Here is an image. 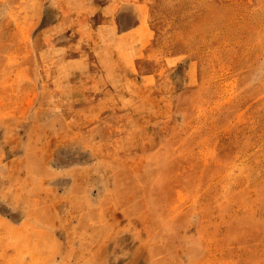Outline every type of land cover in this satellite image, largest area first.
I'll list each match as a JSON object with an SVG mask.
<instances>
[{
	"label": "rangeland",
	"instance_id": "rangeland-1",
	"mask_svg": "<svg viewBox=\"0 0 264 264\" xmlns=\"http://www.w3.org/2000/svg\"><path fill=\"white\" fill-rule=\"evenodd\" d=\"M36 3L56 32L26 85L0 77V231L51 207L44 227L62 246L46 242L45 264L54 250L60 264H86L95 238L127 229L156 246L166 204L189 205L174 249L144 263L209 264L211 253L213 264H264V0ZM19 58L4 76L16 78ZM183 149L189 169L176 166ZM235 220L263 228L246 242Z\"/></svg>",
	"mask_w": 264,
	"mask_h": 264
},
{
	"label": "crops",
	"instance_id": "crops-1",
	"mask_svg": "<svg viewBox=\"0 0 264 264\" xmlns=\"http://www.w3.org/2000/svg\"><path fill=\"white\" fill-rule=\"evenodd\" d=\"M56 0H52V4ZM86 1V0H84ZM37 0H0V8L3 7V16L0 19V77L4 78L7 82L11 79V84L15 82L22 83L26 85V75L30 73V66L33 65V57L37 53H42L47 47V41L51 37V34L55 33V26L50 25L49 27L40 26L39 18L41 5H37ZM39 7V8H38ZM112 11H109V13ZM32 18V20H27ZM18 19H25V22L20 21L17 23ZM17 20V21H16ZM33 22H38L35 25H32ZM54 24V23H53ZM23 28H22V26ZM21 26V27H20ZM4 48V49H3ZM3 49V50H2ZM13 55H18L20 58V66L21 70H19L18 75L15 79L13 76L6 77L8 74V66L10 65V61ZM5 58V59H4ZM4 79H1V82H5ZM7 84V83H6ZM10 84V82H9ZM195 90L194 88H192ZM24 90V88H22ZM22 96V92H20L19 96ZM264 94L262 95V97ZM178 162L176 166H183L185 169L188 166L189 169V149H183L177 155ZM170 165V164H169ZM175 165V164H174ZM171 164L168 166V170L174 166ZM190 171V170H189ZM170 178L169 182H172L174 178L172 175L175 173L173 170L167 172ZM193 176L198 175L197 173H191ZM184 175V174H182ZM177 176V175H176ZM122 191L125 192L126 187L121 186ZM131 197V196H130ZM136 201L133 199L131 204H134ZM165 207V218L161 222H154L156 224L159 223V227L157 230L159 234H155L157 236L158 242L156 246L146 245L143 241L139 239V235L136 229L133 231L128 230L127 232L122 231L118 234V238L113 240V236L110 238H103L99 240L97 238L96 246L97 249L92 251H86L87 261L86 264H99L100 260L108 254H118L127 255L130 258V264H151L149 262H143L148 259V257H153V253L162 248L166 249H174L175 242L179 241V236L174 237L171 232V228L177 223L181 225L186 223L187 225L190 222V216L192 214V208L189 205L182 206L178 209H174V206H170L166 204ZM56 206V205H55ZM47 209H52L51 207H46L42 205H37L31 207L28 211H26L27 217L21 219L16 224H14L11 220H3L6 224L5 231H0V264H45V259L47 258V251H51V245L47 249L48 241H53V248L62 246L61 237L54 232L53 230H47L44 225L47 224L45 217V213ZM250 211V209H249ZM248 213V210H247ZM250 213V212H249ZM38 214V216H35ZM157 221V218L154 220ZM45 222V223H44ZM122 223V222H120ZM30 224L33 226L34 224H38L36 229L37 232L30 231ZM40 224H42L40 226ZM53 226L55 224H52ZM233 226L239 227V237L245 234V241L249 242L251 238L263 228V223L261 222H249L244 225L239 220H235L232 222ZM244 225V226H243ZM237 228H235V231ZM193 237H198V241L203 243V247L207 246L206 237L203 233L192 234ZM230 237V241L235 237ZM161 237V238H160ZM36 241L35 246L31 249L30 252L29 244L32 241ZM113 241V243H112ZM121 241L122 245H119ZM2 242H6V244H2ZM54 255L48 256L52 257L53 264H60L61 253L56 254V250L53 251ZM209 257V264H213V255L211 253L207 254ZM31 256V257H29ZM79 257H82L81 254H78ZM57 262V263H56ZM143 262V263H142Z\"/></svg>",
	"mask_w": 264,
	"mask_h": 264
}]
</instances>
